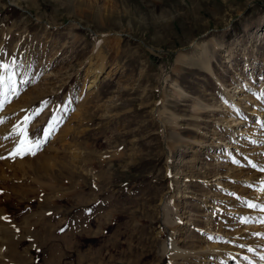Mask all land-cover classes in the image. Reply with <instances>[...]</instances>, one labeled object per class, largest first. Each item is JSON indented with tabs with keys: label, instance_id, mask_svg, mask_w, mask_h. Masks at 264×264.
<instances>
[{
	"label": "rangeland",
	"instance_id": "1",
	"mask_svg": "<svg viewBox=\"0 0 264 264\" xmlns=\"http://www.w3.org/2000/svg\"><path fill=\"white\" fill-rule=\"evenodd\" d=\"M0 63V264H264V0H0Z\"/></svg>",
	"mask_w": 264,
	"mask_h": 264
},
{
	"label": "snow or ice",
	"instance_id": "2",
	"mask_svg": "<svg viewBox=\"0 0 264 264\" xmlns=\"http://www.w3.org/2000/svg\"><path fill=\"white\" fill-rule=\"evenodd\" d=\"M9 68H10L9 64L0 63V69L7 70ZM5 79H11V76L5 77L3 74H0V85L4 84ZM29 119L30 118L27 116L24 117V120L26 122L25 127L23 129L17 130L18 135L21 136V139H20L19 143L17 144L16 149L14 150V154H23L25 152L32 151L33 148L38 149L40 147V143H41L40 139L37 138L35 140H32L29 138V134L27 132V126H26ZM0 122H2V121H0ZM50 134H51L50 130H48V129L44 130V138L45 139ZM0 158H2V157H0ZM248 206L253 207V208L259 207V205H255V204H251V203H249ZM245 222H247V221H245ZM262 222H264V221H262Z\"/></svg>",
	"mask_w": 264,
	"mask_h": 264
},
{
	"label": "bare ground",
	"instance_id": "3",
	"mask_svg": "<svg viewBox=\"0 0 264 264\" xmlns=\"http://www.w3.org/2000/svg\"><path fill=\"white\" fill-rule=\"evenodd\" d=\"M99 56V55H98ZM182 58V57H181ZM105 67V63H104V60L102 59V57L101 56H99L98 57V60H97V62L94 64V65H90L87 69H86V71H85V75H87V82H89L88 83V87L87 88H89L90 86H92V84L94 83V82H96L97 80H99L100 78H101V76H102V72H103V68ZM87 86V85H86ZM86 86H85V88H86ZM93 86H94V84H93ZM259 104V103H258ZM240 105V103H236V106H239ZM244 105V104H243ZM256 105V104H255ZM26 109H27V107H26ZM259 109V108H258ZM261 110H263V109H260V110H256L257 111V114H260V111ZM255 111V110H254ZM253 111V112H254ZM238 112V111H237ZM241 112V111H240ZM235 113H236V111H235ZM263 116V115H262ZM261 116V117H262ZM231 117H233V116H231ZM245 117V115H243V113H239L238 114V116L236 117V121H239L240 122V120L239 119H242V118H244ZM232 120H234V119H232ZM247 120V119H246ZM57 122V121H56ZM58 123V122H57ZM57 123H55V125L54 126H57ZM199 128V127H198ZM199 129H201V128H199ZM200 132H201V130H200ZM53 136H54V134H53ZM59 139V138H58ZM62 140V139H61ZM193 141V140H192ZM191 145H192V142H191ZM191 145H189V146H191ZM65 146V145H64ZM222 151V150H221ZM219 152V151H218ZM211 153V152H210ZM217 153V152H216ZM223 153V152H222ZM222 156V155H221ZM190 176V175H189ZM190 180V179H189ZM188 181V180H187ZM184 206V205H183ZM182 206V207H183ZM26 233V235H28L29 234V229L28 230H25L24 231V233L23 234H25ZM23 234H20V235H23ZM173 248H175V247H170L169 249H173ZM168 249V250H169ZM165 250H167V247L165 246ZM16 257V255H15V253H13L12 254V258L14 259ZM238 260H239V257H238ZM240 261V260H239ZM242 263V262H241Z\"/></svg>",
	"mask_w": 264,
	"mask_h": 264
}]
</instances>
